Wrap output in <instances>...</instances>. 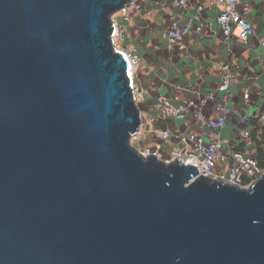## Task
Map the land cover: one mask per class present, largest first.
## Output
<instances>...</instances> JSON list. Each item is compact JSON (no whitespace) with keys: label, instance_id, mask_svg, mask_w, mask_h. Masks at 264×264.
I'll list each match as a JSON object with an SVG mask.
<instances>
[{"label":"water","instance_id":"water-1","mask_svg":"<svg viewBox=\"0 0 264 264\" xmlns=\"http://www.w3.org/2000/svg\"><path fill=\"white\" fill-rule=\"evenodd\" d=\"M129 1L0 0V264H264V171L246 187L132 144Z\"/></svg>","mask_w":264,"mask_h":264},{"label":"crops","instance_id":"crops-1","mask_svg":"<svg viewBox=\"0 0 264 264\" xmlns=\"http://www.w3.org/2000/svg\"><path fill=\"white\" fill-rule=\"evenodd\" d=\"M213 1L189 0L186 6L178 8L171 0H144L141 13L131 9V19L124 22V45L134 49L142 62L135 73L136 80L144 86V93L138 99L142 116L139 138L141 143L153 140L148 146L152 148L161 137L160 130L168 128L171 138L163 143V149L166 152L189 149L177 139V133H200L202 129L191 117L152 122L151 118L159 109L157 97L165 95L179 103L201 93L215 92L220 82V65L231 61L228 105L232 113L225 129L224 146L233 155L218 169L227 175L257 176L262 170L257 165L255 143L252 139H243L241 133L250 128L252 132L253 118H259L264 111V0H243L248 7V19L254 27L247 43L236 35L225 36L217 21L218 10L212 6ZM199 4L207 5L204 16L208 22L202 34L192 33L179 44H171L162 37V30L171 20L184 23L195 14ZM247 87H250L248 99L244 97ZM226 94L217 92L216 98L203 108L204 113L216 115ZM214 138L213 132L207 134V140Z\"/></svg>","mask_w":264,"mask_h":264},{"label":"built area","instance_id":"built-area-1","mask_svg":"<svg viewBox=\"0 0 264 264\" xmlns=\"http://www.w3.org/2000/svg\"><path fill=\"white\" fill-rule=\"evenodd\" d=\"M171 1L178 8L184 7L189 3V0ZM212 6L218 10L217 21L221 25L225 36L229 38L236 35L240 41L247 43L250 36L254 33V27L248 19V7L243 4V0H214ZM206 7L207 5L204 4L197 5L195 14L184 23L171 20L162 30V37L171 44H179L182 42V39L192 33L202 34L208 22L204 16ZM131 9L141 13L144 9V0H130L123 8L113 14L114 31L112 33V41L115 49L122 52L128 60V75L131 78L130 84L138 103V99L144 93L143 83L138 82L135 76L136 69L142 65L141 56L134 49L127 48L124 45L126 37L124 22L131 19ZM232 66L233 63L231 61L220 65V82L215 92L201 93L195 97L183 99L179 103H176V100L173 98L158 95L157 104L159 109L151 118L152 122L167 120L169 118L185 120L191 117L202 129L200 133H186L183 131L177 133V139L188 146L189 149H174L166 152L163 149V143L171 138V132L168 128H164L160 130L161 137L154 142L152 148L140 146L138 147L139 150L145 156L155 154L165 163H171V161H175L178 158V160L184 163L196 165L201 174L238 183L246 187L252 185L262 175L263 171L257 176H250L252 179L244 184L242 174L232 173L227 175L221 169H218L221 164L228 162L233 155L232 151L226 149L224 146L225 129L232 113V109L228 105ZM219 91L227 93L226 97L218 105V113L214 116H207L203 108L216 98ZM244 97L246 99L250 97V87L246 88ZM259 123L264 125V111L259 116ZM140 129L132 136L133 138L140 136ZM210 132H213L214 140H207V134ZM241 136L246 140L251 139V128L244 130Z\"/></svg>","mask_w":264,"mask_h":264},{"label":"trees","instance_id":"trees-1","mask_svg":"<svg viewBox=\"0 0 264 264\" xmlns=\"http://www.w3.org/2000/svg\"><path fill=\"white\" fill-rule=\"evenodd\" d=\"M251 139L254 141L257 149V165L260 170L264 171V125L259 123V118H253L252 123ZM241 146V149H243ZM252 178L248 175L242 176L243 183H248Z\"/></svg>","mask_w":264,"mask_h":264},{"label":"rangeland","instance_id":"rangeland-1","mask_svg":"<svg viewBox=\"0 0 264 264\" xmlns=\"http://www.w3.org/2000/svg\"><path fill=\"white\" fill-rule=\"evenodd\" d=\"M139 137H137V138H133L132 137L131 138L132 144L135 145L136 147H140L141 144H143L142 146H145V145L150 146V145H152L153 140L152 141L148 140L146 143L145 142L141 143V139Z\"/></svg>","mask_w":264,"mask_h":264}]
</instances>
